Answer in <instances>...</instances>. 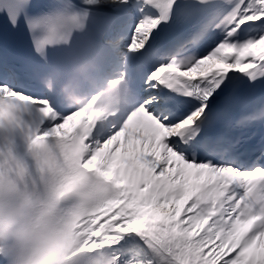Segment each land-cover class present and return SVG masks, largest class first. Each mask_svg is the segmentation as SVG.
I'll list each match as a JSON object with an SVG mask.
<instances>
[{
    "label": "snow or ice",
    "instance_id": "snow-or-ice-1",
    "mask_svg": "<svg viewBox=\"0 0 264 264\" xmlns=\"http://www.w3.org/2000/svg\"><path fill=\"white\" fill-rule=\"evenodd\" d=\"M0 17L31 45L0 54V178L15 182L0 231L19 182L48 181L55 138L77 174L53 207L82 237L70 253L10 239L0 264H264V0H0ZM77 60L121 84L109 119L46 87Z\"/></svg>",
    "mask_w": 264,
    "mask_h": 264
},
{
    "label": "clouds",
    "instance_id": "clouds-1",
    "mask_svg": "<svg viewBox=\"0 0 264 264\" xmlns=\"http://www.w3.org/2000/svg\"><path fill=\"white\" fill-rule=\"evenodd\" d=\"M76 62L84 61L77 60ZM109 83L111 87L107 92V108L101 119H109L114 113L120 111L118 101L121 84L116 77H109ZM93 95L98 96L99 94L94 93ZM110 100L117 102L108 103ZM79 103L77 99V104L79 105ZM43 153L45 157H50L48 181L39 189L29 187L26 190V194L15 209V215L21 217L24 223L15 231L0 233V249L8 246L10 239L25 244L30 249L59 248L65 253H70L81 246V235L74 234L67 228L71 218L70 212L64 209L63 205L55 209L53 207L54 192L61 179L77 174L74 160L69 149L66 147L61 149L55 138L45 142ZM259 183L258 180L257 184L259 185ZM259 191L258 187L257 194ZM257 207H264V200H258ZM45 210H49L50 215L39 223H33V217L41 216Z\"/></svg>",
    "mask_w": 264,
    "mask_h": 264
},
{
    "label": "bare ground",
    "instance_id": "bare-ground-1",
    "mask_svg": "<svg viewBox=\"0 0 264 264\" xmlns=\"http://www.w3.org/2000/svg\"><path fill=\"white\" fill-rule=\"evenodd\" d=\"M93 102H95V105L98 107V106H100V105H103V104H106L107 103V100H105V99H101V98H96V99H93L92 100V103ZM91 102H89L88 104H90ZM137 144H138V142H137ZM133 156H131V157H129V158H132ZM116 166L115 167H118V166H123V164H122V162L119 164V163H117V164H115ZM114 167V168H115ZM77 234H79L78 232H77Z\"/></svg>",
    "mask_w": 264,
    "mask_h": 264
},
{
    "label": "rangeland",
    "instance_id": "rangeland-1",
    "mask_svg": "<svg viewBox=\"0 0 264 264\" xmlns=\"http://www.w3.org/2000/svg\"><path fill=\"white\" fill-rule=\"evenodd\" d=\"M130 155H131V151H129V152L126 153V154H122V153H120V152H117V153L114 155L113 158H114L115 160H117V161H120V160H122V156H123V157H126V158H129ZM113 164H114V163H112V166H113Z\"/></svg>",
    "mask_w": 264,
    "mask_h": 264
}]
</instances>
